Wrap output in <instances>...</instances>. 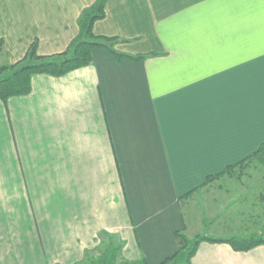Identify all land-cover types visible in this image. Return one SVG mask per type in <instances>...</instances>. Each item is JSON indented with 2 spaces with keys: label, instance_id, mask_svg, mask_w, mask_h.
Returning a JSON list of instances; mask_svg holds the SVG:
<instances>
[{
  "label": "crops",
  "instance_id": "1",
  "mask_svg": "<svg viewBox=\"0 0 264 264\" xmlns=\"http://www.w3.org/2000/svg\"><path fill=\"white\" fill-rule=\"evenodd\" d=\"M95 1L0 0V66L35 42L67 51ZM93 32L152 56L94 49L0 99V264H88L110 241L119 262L163 264L186 229L180 199L264 144V0H109ZM234 208L205 217L190 264H264V243L218 242L264 236Z\"/></svg>",
  "mask_w": 264,
  "mask_h": 264
},
{
  "label": "trees",
  "instance_id": "2",
  "mask_svg": "<svg viewBox=\"0 0 264 264\" xmlns=\"http://www.w3.org/2000/svg\"><path fill=\"white\" fill-rule=\"evenodd\" d=\"M109 0H96L91 6L86 7L78 18V35L71 42L67 51L62 54L53 56H40L38 54V45L33 43L29 48L24 59L14 66L0 67V99L6 102L11 97L26 96L31 93V79L35 74H47L53 77H61L71 71L90 65L93 62L92 52L94 49H103L108 51L115 59L122 63L125 60L141 62L152 55L128 56L116 51V45L122 42L116 37L97 36L93 32L94 25L106 18V6ZM2 42L0 41V51H2ZM35 60V61H33ZM264 156V144L251 156L228 167L224 172L210 176L207 178L206 185L214 180L222 179L227 173L236 168H243L251 161ZM189 195L185 196L187 198ZM184 198L182 200H184ZM180 199V203H182ZM184 231L175 233L178 245L177 252L168 258L163 264L184 263L190 264L191 258L194 256L197 246L203 240H211L202 238L193 242L191 250L188 253H180L179 238L182 237ZM218 242H226L237 251L250 250L264 243L263 238H231L227 240H218ZM187 255V256H186ZM92 264H130L127 262H119L118 251L112 246L92 259ZM134 264H145L143 261Z\"/></svg>",
  "mask_w": 264,
  "mask_h": 264
},
{
  "label": "rangeland",
  "instance_id": "3",
  "mask_svg": "<svg viewBox=\"0 0 264 264\" xmlns=\"http://www.w3.org/2000/svg\"><path fill=\"white\" fill-rule=\"evenodd\" d=\"M3 61L0 56V65ZM182 204L186 229L179 238L180 253H188L194 241L205 238V232L196 230L210 220L205 217L231 211L233 207L236 213H249L236 217L244 221L253 218L261 228L264 224V156L251 161L246 167L232 170L215 184L209 186L208 183L205 189L184 198ZM259 238L264 239V236ZM110 246L114 248L111 241ZM88 264H92V260Z\"/></svg>",
  "mask_w": 264,
  "mask_h": 264
}]
</instances>
